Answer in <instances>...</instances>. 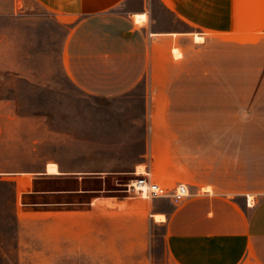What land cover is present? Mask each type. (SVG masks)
Segmentation results:
<instances>
[{
	"label": "crops",
	"instance_id": "crops-1",
	"mask_svg": "<svg viewBox=\"0 0 264 264\" xmlns=\"http://www.w3.org/2000/svg\"><path fill=\"white\" fill-rule=\"evenodd\" d=\"M35 1L73 23L62 66L80 91L115 97L143 84L150 149L129 166L64 163L36 149L33 120L11 102L0 103V264H9L8 250L36 219L43 225L44 248L60 261L81 254L91 264H152L155 230L164 227L171 264H264V136L203 131L227 129L231 119L235 130L242 128L243 74L192 72L194 54L184 47L209 35L249 46L257 58L249 98L252 107L256 100L261 105L264 0ZM164 12L174 22L163 25ZM176 44L180 58L172 54ZM226 80L235 82L233 99L220 84ZM196 81L218 92V106L198 109L188 99L204 88ZM197 112L229 116L204 123L196 120ZM251 123L264 128L260 121ZM54 164L57 172H50ZM141 167L167 196L145 199L104 187L107 178L120 185ZM90 179L103 186L87 188ZM68 182L75 186L67 188ZM181 183L190 195L175 204L171 194Z\"/></svg>",
	"mask_w": 264,
	"mask_h": 264
},
{
	"label": "rangeland",
	"instance_id": "rangeland-1",
	"mask_svg": "<svg viewBox=\"0 0 264 264\" xmlns=\"http://www.w3.org/2000/svg\"><path fill=\"white\" fill-rule=\"evenodd\" d=\"M162 16L163 25L174 22L169 13L164 12ZM72 26V22L58 17L35 0H0V103L11 102L20 115L33 120L36 149H46L64 163L85 167L92 160H97L113 163L115 167L132 165L150 149L151 117L145 111L147 99L143 84L115 97H94L80 91L62 66L64 45ZM205 40H195L189 47L184 45L188 52L194 54L188 69L192 67V72L223 73L226 76L233 75L235 71L242 73L244 94L243 112L239 114L242 117L241 129L235 130L231 119L227 129L203 131L211 136H217L219 132L235 136L236 131L244 138L264 136V128H257L256 123L252 127L251 123H264V103L260 105L256 100L253 108L249 98L251 74L256 71L254 51L247 45L236 47L235 41L219 35H209ZM180 47L181 44L172 47L176 58H180L178 52L183 55ZM195 83L201 84L202 88L208 82ZM234 83V80L220 83L227 85V94L232 95V99ZM259 83L264 84V81ZM193 98L196 108L202 109L207 105L218 106L220 97L218 92H209L204 87L188 97L189 100ZM195 115L196 120L204 123L225 120L229 116L208 112ZM49 171L57 172L56 165L49 166ZM145 171L144 167L138 170ZM135 178L136 175H130L120 179V185L115 179L107 178L103 185L110 190L109 193L126 194L127 184ZM101 185L90 179L86 187ZM74 186L71 182L66 184L67 188ZM164 233V227L155 230L152 264H171L165 253ZM49 254L43 245V225L36 219L22 230V237L8 250L5 258L9 264H91L90 259L81 254L77 257L68 254L61 261L58 256Z\"/></svg>",
	"mask_w": 264,
	"mask_h": 264
},
{
	"label": "built area",
	"instance_id": "built-area-1",
	"mask_svg": "<svg viewBox=\"0 0 264 264\" xmlns=\"http://www.w3.org/2000/svg\"><path fill=\"white\" fill-rule=\"evenodd\" d=\"M135 175L136 178L127 186L128 192L145 199H154L168 195L166 188L161 183L155 181L149 172L145 174H137L136 172ZM189 195L190 192L187 185L181 183L175 188L171 194V198L175 204H179Z\"/></svg>",
	"mask_w": 264,
	"mask_h": 264
},
{
	"label": "bare ground",
	"instance_id": "bare-ground-1",
	"mask_svg": "<svg viewBox=\"0 0 264 264\" xmlns=\"http://www.w3.org/2000/svg\"><path fill=\"white\" fill-rule=\"evenodd\" d=\"M196 41L197 42H202L203 41V38L202 37H198V36H196ZM143 172H138L137 174H142ZM146 173V171L143 173V174H145ZM164 217L163 216H160V215H157L156 216V219L157 220H161V219H163Z\"/></svg>",
	"mask_w": 264,
	"mask_h": 264
}]
</instances>
